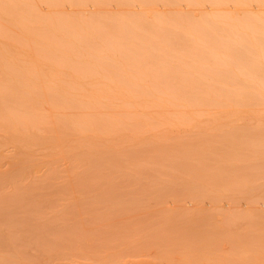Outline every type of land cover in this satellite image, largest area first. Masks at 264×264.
<instances>
[{
  "label": "rangeland",
  "instance_id": "374dc122",
  "mask_svg": "<svg viewBox=\"0 0 264 264\" xmlns=\"http://www.w3.org/2000/svg\"><path fill=\"white\" fill-rule=\"evenodd\" d=\"M192 1L21 0V21L1 13L0 51L20 57L22 43L26 62L0 59V88L11 70L34 94L11 96L25 124L0 125V264H264V0ZM237 47L255 53L231 59ZM216 61L227 75L208 73ZM246 80L259 85L224 102L180 91L158 105L148 91L153 103L121 104L128 83Z\"/></svg>",
  "mask_w": 264,
  "mask_h": 264
},
{
  "label": "bare ground",
  "instance_id": "6f19581e",
  "mask_svg": "<svg viewBox=\"0 0 264 264\" xmlns=\"http://www.w3.org/2000/svg\"><path fill=\"white\" fill-rule=\"evenodd\" d=\"M14 0H11V2H9V1H4V0H0V16H1V13H5L6 11L10 14L9 16H11L12 18L13 17H15L14 19H16V20H19V21H21V16L19 15V17H16V16H14V15H16V14H22V5L20 6V2H21V0H15L14 1V3L12 4V2H13ZM126 1H128V0H126ZM192 1V0H191ZM200 1V0H199ZM223 1V0H222ZM193 2V1H192ZM220 2H221V0H220ZM199 3V2H198ZM214 3V2H213ZM218 3H219V1H218ZM21 4H22V2H21ZM216 4H217V1H216ZM220 4V3H219ZM13 16H12V15ZM213 17V16H212ZM212 17L211 16H209V19H212ZM254 17V16H253ZM252 16L251 17H249V20L250 21H253V20H255V18H256V20L257 21H259V16L257 15V16H255V18H253ZM1 19H0V26L2 25V22H3V20H2V16L0 17ZM206 18H208V17H206ZM253 19V20H252ZM247 20V19H246ZM249 20H247L248 21V23L250 22ZM256 20L254 21L255 22V26L257 27H260V25H258L257 23L258 22H256ZM254 22L253 23H251V24H248V23H246L248 26H253V24H254ZM211 25H213V24H211ZM246 25V26H247ZM209 27L210 28H212V26H210L209 25ZM255 27V28H256ZM257 27V28H258ZM213 28H214V26H213ZM257 28L256 29H254V30H252L251 29V33L252 34H255L253 37H251L252 36V34H250L249 33V30L250 29H248V32H247V30L246 31H244L243 30V33L244 32H246V33H244L245 35H243V33H241L242 34V36L244 37H241V35H240V38H243V41H245L244 39L246 38L247 40H249L250 39V37L252 38V41L250 40L249 42H251L250 44H252L253 43V41H254V39L253 38H255V41L254 42H257V39H260V35L262 34V36H264V33H261V32H264V31H261V32H259V31H256L257 30ZM257 32V33H255V32ZM227 32V31H226ZM254 32V33H253ZM259 32V33H258ZM225 33V32H224ZM228 33V32H227ZM227 33H225V36H226V34ZM247 33H248V36L250 35V37H246V35H247ZM261 33V34H260ZM216 34H218L217 36H220L219 34H220V32L219 33H216ZM216 34L215 35H213V36H216ZM229 34V33H228ZM227 34V36L229 37L230 35H228ZM256 34H258V35H256ZM224 35V34H223ZM210 37H213V36H211V35H209ZM256 36H257V38H256ZM259 36V37H258ZM230 38V37H229ZM242 40V39H241ZM212 41V40H211ZM210 41V42H211ZM229 41H231L232 42V40H229ZM228 40H227V42H229ZM203 42V41H202ZM202 42H198V46L200 45V48L202 49V54H203V56L205 57V56H208L210 59L211 58H213L214 59V56L213 57H211L212 55H211V53L209 54V53H207V55H204V54H206V53H204V51H206V49L208 48H206V46H208V44L213 48V44H211L210 42L207 44L206 42H208V41H206L204 44H202ZM225 42V41H224ZM264 42V41H263ZM169 42L167 41V43H165V44H168ZM212 43H215L214 42V40L212 41ZM226 43V42H225ZM244 43H246V45H247V42H244ZM59 44H61V43H59ZM76 44V43H75ZM74 44V45H75ZM227 45H225L226 47H227V49L228 50H230L229 48H234V46L232 47V46H229V43H226ZM230 44H234V42L233 43H230ZM239 44H241V43H239ZM249 44V45H250ZM254 45L256 44V43H253ZM258 44H260V46L261 45H263V44H261V43H259L258 42ZM62 45V44H61ZM169 45V44H168ZM173 45V44H172ZM203 45V46H202ZM204 45H206L205 46V48H202V47H204ZM217 45V44H216ZM215 44H214V46H216ZM63 46V45H62ZM75 46H79V45H75ZM209 46V50L208 51H206V52H215L216 51V49L214 48L213 50H211L212 48ZM256 46H257V48H258V45L256 44ZM256 46H254V48H253V50L254 49H256V50H258L257 52H258V54L260 53L259 51L261 50V53H262V51L264 50V49H257L256 48ZM259 46V47H260ZM262 47V46H261ZM18 48H19V51H20V57H18V56H15V54L14 53H10L8 50H6V49H2V51H0V54H1V57H0V59H1V62H2V65H4V67H7V68H9V69H11V68H13V69H15V68H19V69H21V71L22 70H24L25 69V62H26V59H25V53H24V49H25V47H24V45L21 43V44H19L18 45ZM63 48H64V46H63ZM166 48H169V47H166ZM252 48H250V50H252ZM264 48V47H263ZM172 50V48L170 47L169 49H166V50H168V52H170L171 50ZM205 49V50H204ZM237 49V50H236ZM235 50H236V52H234V51H232V52H229V53H231L232 55H231V59L232 58H234L235 59V57H239V55H244V54H247V53H251V52H253V50L252 51H250L249 49V51L248 52H246L245 50H243V49H240L239 50V47H237ZM173 50H175V49H173ZM172 50V51H173ZM211 50V51H210ZM227 50V51H228ZM241 50H243L242 51V54L240 53V51ZM246 53H245V52ZM255 51V50H254ZM244 52V53H243ZM256 52V51H255ZM255 52H253V53H255ZM171 53V52H170ZM170 53H168V54H170ZM233 53H236V54H233ZM240 53V54H239ZM260 53V54H261ZM173 54H174V51H173ZM173 54H170V55H173ZM238 54V55H237ZM209 55H211V56H209ZM229 55V54H228ZM236 55V56H235ZM233 56V57H232ZM262 56H264V51H263V53H262ZM261 56V57H262ZM167 57V56H166ZM227 57V56H226ZM226 57H223V58H225L224 60H227V58ZM219 58H221V59H219ZM223 58L222 57H217V59H219L220 61L221 60H223ZM230 58L228 59V60H230ZM264 58V57H263ZM262 60V59H261ZM225 62L227 63V61H224L223 63L225 64ZM264 62V61H263ZM215 63V62H214ZM223 63H221V65L223 64ZM216 64H218L219 65V61H216V63L215 64H213V65H216ZM263 64V63H262ZM211 66V67H208V68H206V67H203L205 70H209V72L208 73H211V76H213L214 75V72H218V71H220V72H218L216 75H219V73L220 74H225V75H227L226 73H227V71L226 70H229V66L230 65H228V64H226L225 65V67L223 66L222 68H221V66L220 67H218V66ZM228 65V67L229 68H227L226 66ZM264 65V64H263ZM259 66V65H258ZM212 67H213V69H212ZM218 67V68H217ZM259 67H261V65L259 66ZM258 67V68H259ZM214 68H216V70H214ZM217 69H218V71H217ZM223 69V70H222ZM205 70H203V69H201L200 71L202 72V73H204V72H206ZM213 72H212V71ZM221 70L222 71H225L226 73H224V72H221ZM199 71V72H200ZM199 73V75H202V73ZM198 73V72H197ZM251 73H253V72H251ZM164 74V73H163ZM207 73H204V75H206ZM250 74V73H249ZM253 74H255V72L253 73ZM253 74H252V76H253ZM209 75V74H208ZM256 75H258V73L256 74ZM256 75H254L253 77H252V79L254 78V77H256ZM6 76L11 80V81H9V82H7L6 84H4V85H2L1 87L2 88H0V106H1V108H2V112H0V125H2V127H5V129H7V130H10V129H12V128H15V127H18L19 125H21V124H25L26 122H25V120H24V118L26 117V116H28L29 114H32V112H29V111H25L24 109H23V106L22 105H18L17 103H13L12 102V100H11V96H13L15 93H21L24 97H26V96H28V95H31V96H33V94H34V91H33V89L31 88V87H29V83H25V82H22V81H12V80H14L15 79V77L17 78V77H21V76H23V73L21 72V73H14L13 71H11V70H8L7 71V73H6ZM215 76V75H214ZM248 76V75H247ZM251 76V75H250ZM250 76H248V77H250ZM259 76V75H258ZM258 76H257V78H258ZM251 78V77H250ZM255 79V78H254ZM258 80V79H257ZM257 80H255V81H257ZM247 81V80H246ZM246 81H244L245 83H246ZM253 80H251V81H247V83L245 84V83H242V84H231V83H225L226 81H222V82H218V83H214L213 81V83H211V81H210V83L209 82H183L182 84H179V83H169V82H167V83H163V81H162V83L160 82H158V84L157 83H155V84H151L149 87H146V85L144 86V84H140V83H138V82H134V83H128V84H126V85H124L125 87H124V90H123V92H125L127 95H128V97H129V99H128V102H121V104L123 105V104H131V105H134V103H136V102H140L138 99H140L141 98V100L143 101V96H148V91H151L152 92V94H153V92H154V94H153V96L155 97V99L153 100L154 101V103L156 102V104L158 103V105H164V104H160L161 103V101L163 100L164 102L166 101V102H168L169 101V103H170V101H171V103L172 102H177L176 100H179L178 101V103L180 102V100L182 101V99L181 98H179L178 96L180 95L179 94V92L180 91H183V92H187V93H189L190 94V96H189V99H185L184 101H188V103L190 102H194V103H196V101H197V103L199 102V101H201V102H204V101H215V102H220L221 100L224 102V99H226L225 101H227L228 100V98H230L231 99V95L233 96V93H232V89H234V88H240L241 90H245V91H247V88L249 87V88H252V86H255L256 84L257 85H259V83L260 84H262L264 81H259V83L257 82H254V83H256V84H254L253 82H252ZM248 82H250V83H248ZM18 83H20L19 85H21V86H19L20 88L19 89H17L16 88V85L15 84H17L18 85ZM124 84V83H123ZM256 85V86H257ZM264 85V84H263ZM263 85H262V87L260 86H257L258 88H261L260 90H262V88H264L263 87ZM256 86H255V88H256ZM254 88V87H253ZM257 88V89H258ZM255 90V89H254ZM259 89H258V91H260ZM257 91V92H258ZM155 92H156V96H155ZM255 92H256V90H255ZM263 93H264V91H262ZM162 93V94H161ZM164 93V94H163ZM247 93H248V91H247ZM151 93L149 94V97L148 98H145V99H147V102H148V100H152L153 98H152V96H151V98H150V95H152ZM255 94V93H254ZM258 94H262V93H260V92H258ZM166 96V98H164V96ZM259 96V95H258ZM262 96L263 95H261V96H259L260 98H258L259 99V101H262V99L264 100V98H262ZM251 97V96H250ZM250 97L248 98V100H251V101H253L254 99L253 98H251L250 99ZM264 97V96H263ZM256 98V100H254L255 102L256 101H258V99ZM168 100V101H167ZM141 101V102H142ZM145 101V103H146V100H144ZM144 101H143V103H144ZM159 101H160V103H159ZM221 101V102H222ZM258 101V102H259ZM93 102H95V101H93ZM140 102V103H141ZM150 103H153L152 101L150 102ZM170 103V104H171ZM166 105H167V103H165ZM173 104V103H172ZM177 104V103H176ZM136 105V104H135ZM152 105V104H151ZM154 105V104H153ZM84 130H86L87 132H91L92 131V129L94 130V127H92L91 125H86V126H84V128H83ZM93 132V131H92ZM89 145H87L86 147L88 148V150H90L89 148L90 147H93V146H89ZM84 146H75V147H73L72 149H73V151L74 152H77L79 149H80V151H79V155H80V152H81V148H83ZM86 148V149H87ZM99 149V147L97 146L96 147V149ZM84 149H85V147H84ZM85 149V150H86ZM91 149H93V148H91ZM85 150H83V151H85ZM99 151V150H98ZM97 151V152H98ZM85 152H87V150L85 151ZM85 152H81V153H83V154H85L86 155V153ZM92 152H94L93 150H92ZM91 151H88V153H90V155H87V156H90L91 157V153H92ZM97 152H95V153H97ZM83 154H81V155H83ZM99 154V153H98ZM85 155H83L84 156V158H85V162L88 160H90L91 158H89V157H87V156H85ZM96 155V154H95ZM89 162H91L92 163V161L90 160ZM88 162V163H89ZM86 163L87 165H89V166H86V165H84V167H85V171H86V169H87V167H89V168H92L93 166H96L94 163H92V165L89 163ZM94 164V165H93ZM91 166V167H90ZM88 168V169H89ZM95 169L97 168V166L96 167H94ZM94 168H92V169H94ZM87 169V170H88ZM92 169H89L88 171H92ZM87 172V171H86ZM85 176V175H84ZM7 206V205H6ZM10 206V205H9ZM8 206V207H9ZM4 207H5V205H4ZM2 208H3V206H2ZM2 210H5V211H7L6 209H2ZM5 215H6V213H5ZM8 215V214H7ZM9 216H11L10 214H9ZM15 220V219H14ZM203 259V258H202ZM201 259V260H202ZM212 259V258H211ZM213 260V259H212ZM221 260V259H220ZM219 260V261H220ZM190 260H188V264L190 263V264H192V263H194V262H197V260L196 261H194V262H189ZM204 261V260H203ZM209 261V260H208ZM214 261V260H213ZM224 261V260H223ZM228 261V260H227ZM227 261H225L226 263H227ZM230 261V260H229ZM245 261V260H244ZM186 262H185V264H186ZM206 262V261H205ZM241 263H243L242 261H240ZM184 263V262H183ZM182 263V264H183ZM210 263H211V261H210ZM230 263V262H229ZM232 263V262H231ZM240 263V264H241ZM245 263V262H244ZM196 264V263H195ZM233 264V263H232Z\"/></svg>",
  "mask_w": 264,
  "mask_h": 264
}]
</instances>
